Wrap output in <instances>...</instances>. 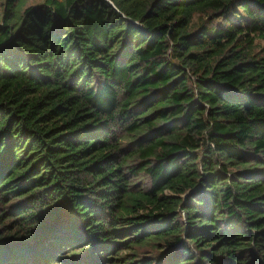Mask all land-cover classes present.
Segmentation results:
<instances>
[{"label":"trees","instance_id":"trees-1","mask_svg":"<svg viewBox=\"0 0 264 264\" xmlns=\"http://www.w3.org/2000/svg\"><path fill=\"white\" fill-rule=\"evenodd\" d=\"M0 2V264H264V0Z\"/></svg>","mask_w":264,"mask_h":264},{"label":"rangeland","instance_id":"rangeland-1","mask_svg":"<svg viewBox=\"0 0 264 264\" xmlns=\"http://www.w3.org/2000/svg\"><path fill=\"white\" fill-rule=\"evenodd\" d=\"M3 3L0 2V18H1L2 11H3ZM241 15L243 16L244 20L247 18L245 13L241 12ZM198 19H199V16L196 17L195 21H198ZM215 23L216 24H221L222 23V19H215ZM256 44H258V46H260V47L264 46V39L259 37V36H257ZM77 253L78 252H76L75 254L67 255V257H65V259L69 258V260H64L63 262H59L57 264H78V263H74V261L72 260L73 259L72 258L73 255H76ZM81 254L87 256V255L90 254V251H89V249H87L84 252H82ZM147 257H154L155 259H158L160 257V252H152V253H148L147 254V251H143L140 254V256H139V258H141V259H143V258L147 259ZM90 260H93L94 262H96L95 256L90 257ZM67 261H69V263H67ZM93 261H91L89 264H93ZM107 263H109V262H106V264ZM49 264H52V263H49Z\"/></svg>","mask_w":264,"mask_h":264}]
</instances>
